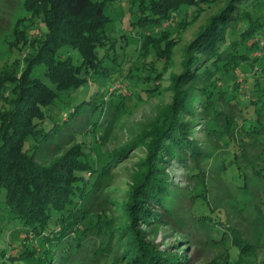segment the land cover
I'll return each mask as SVG.
<instances>
[{
  "label": "trees",
  "instance_id": "trees-1",
  "mask_svg": "<svg viewBox=\"0 0 264 264\" xmlns=\"http://www.w3.org/2000/svg\"><path fill=\"white\" fill-rule=\"evenodd\" d=\"M117 1H25L32 15L16 28L23 38V63L16 60L0 70V195L4 193L7 213L25 228L26 237L17 232L20 237L8 242L19 246L15 255L0 243V264H84L96 241L100 245L93 253L104 264H190L187 247L180 255L151 239L161 228L175 227L177 199L187 194L193 199L188 209L194 226L206 225L225 247L220 264H264V0H227L182 48L183 71L171 74V102L158 107L131 142L99 162L87 136L65 129L84 116L83 129L107 137L117 112L104 120L105 111L127 108L122 99L107 98L109 83L118 80L105 70L99 54L103 50L109 56L115 49L105 8ZM137 1L139 17L130 23L140 33L136 63L124 74L130 108L159 91L155 83L171 69L181 30L221 0ZM183 8L193 11L185 13L179 28L163 29ZM34 17L41 19L40 35L28 36ZM64 49L78 51L82 62L63 57ZM255 52L262 56H253ZM122 63L120 76L126 61ZM40 66L55 87L34 76ZM237 71L246 74V89L237 83ZM92 73L105 74L108 85L82 98ZM73 92L80 95L65 118L47 112L58 107L61 95ZM133 147L145 156L133 166L129 157L124 160L121 168L129 171L131 183L121 194L113 188V167ZM178 167L184 168L188 186L175 180ZM210 185L225 187L229 197L223 201L229 198L239 207L216 203L211 208ZM238 218L259 229L255 242L238 228Z\"/></svg>",
  "mask_w": 264,
  "mask_h": 264
},
{
  "label": "rangeland",
  "instance_id": "rangeland-1",
  "mask_svg": "<svg viewBox=\"0 0 264 264\" xmlns=\"http://www.w3.org/2000/svg\"><path fill=\"white\" fill-rule=\"evenodd\" d=\"M26 0H0V70L6 69L13 64L16 60H20L23 63L24 50L21 48V42H23L22 36L19 35V32L16 30L18 23L22 20H28L32 12L28 11L25 8ZM227 0H221L217 4L211 5L206 11H204L197 21L189 25L186 29L181 30V42L176 47L175 53L172 55L170 60V67L165 75L160 81L155 83V87L159 86V91H156L155 94L148 98L146 101H142L137 105H132L128 107L132 101H130L131 92L127 87L128 80L124 78V74H127L130 68L134 69L137 56V43L138 33L137 30L133 29L130 26L132 19H137L139 17V1L137 0H118L117 2L108 3L105 8V13L110 17L111 21L107 26V33L115 41V49H112L109 56H106V52L99 50L101 57H104V66L105 70L109 71L111 74H116L117 82L114 84L109 83L107 98L111 101L123 100L124 105L127 107L124 109L121 106H113L111 111H105L104 120L108 114L117 112L116 119L113 122V126L110 130V134L107 137L102 138L96 134L89 133L83 129L86 118L84 116L79 117L77 121L69 122V127L65 130L70 132H76L79 136H87V141L89 146L92 148V154L96 157L99 162L103 159H106L110 156L114 149H117L123 145L128 144L137 136L141 130L149 124V122L155 117L158 107L165 105L172 100V95L168 91L171 84V74H180L183 71L181 62L183 60L182 48L186 45L191 44L199 34L201 28L207 23L208 19L216 14L224 5ZM191 8H183L179 15L173 20L167 22L162 28L163 29H176L178 23H180L185 17V13ZM31 23V24H30ZM28 23V36L40 35V25L41 19L34 17L33 21ZM19 46V47H18ZM63 57L71 56L75 64H80L82 62L81 54L72 49H64L61 52ZM253 56L260 57V53H254ZM126 61L125 69L121 73L119 72V65L123 64L122 62ZM119 64V65H118ZM23 66V65H22ZM243 74L244 71H241ZM237 83L241 86L240 88H247V84L244 79L247 77L246 74L243 76L237 71ZM34 76L43 79V81L51 86L55 87L52 82H50L45 76V66L38 67ZM124 80V81H123ZM234 81L231 80V83ZM90 83V84H89ZM89 83L85 84L81 89V97L88 98L94 96L99 91H103L108 85L106 81V76L103 73H92L89 77ZM230 83V84H231ZM107 84V85H106ZM227 84V83H226ZM225 84V85H226ZM223 85V86H225ZM161 91V92H160ZM121 93V96H112V93ZM79 93L73 92L71 95L68 93L61 95L57 101L58 107L48 108L47 112L52 114V116L57 118H65L69 113L70 109L77 104V98ZM121 100V101H122ZM118 101V102H121ZM133 103V102H132ZM111 104L107 105V109ZM129 108V109H128ZM59 109V111H56ZM110 120V119H109ZM198 128L201 127V122L198 123ZM50 127V124H48ZM71 126V127H70ZM105 128H108V125H105ZM202 130V129H201ZM203 136V132L197 134ZM202 138V137H201ZM33 142H29V146H32ZM51 148H54L52 146ZM43 155H46V150H43ZM52 153L50 152V155ZM145 156V152L135 147L129 150L128 155H124L113 167V171H116L114 177V189H118L121 194H124L130 188V174L129 171L122 169L124 160L129 157V166H133L135 162H138L139 158ZM41 161L44 159L39 158ZM126 167V166H125ZM171 175V169L167 170ZM177 171L179 176L175 179L179 185L188 186V178L184 174V168L178 167ZM172 178L174 176L171 175ZM208 177V176H207ZM209 181V180H208ZM184 182V183H182ZM225 187L221 185L212 186L210 185V190L206 192L207 200L211 208L217 206L216 203H222L223 208L228 206L236 205L239 207L234 200L226 199L223 201L224 197H229L226 195ZM202 200V198H200ZM217 201V202H216ZM193 199L188 194L181 199H177V213L173 215L176 219L175 227L161 228L157 237H152V240H155L156 245L159 246L162 250H165L169 245L171 246L172 252H179L180 255H184V248L187 247L189 258L191 259L190 264H220L219 262L224 263L221 259L226 254L225 247L216 241V235L211 233L209 228L206 225H199L200 227L194 226L192 219L190 218V211L188 208L192 207ZM201 208V206H200ZM174 209V208H173ZM7 205L5 203L4 193L0 195V243L6 244L5 247L12 248L13 251L11 254L15 255L17 253L18 245L10 246L8 242L14 240L18 236L17 232L22 235V238L26 237V230L22 228L20 224L11 220L7 213ZM232 211V210H230ZM238 228L248 235L251 238V241L255 242L259 235V229L252 228L244 219L238 218ZM142 228H148L144 223H141ZM247 238V237H246ZM93 241H91L90 245ZM96 246L89 247L87 250V257L84 261V264H104L101 262L103 258L99 254L93 253V250L99 249V241H96ZM118 251V250H117ZM101 251L99 250L98 253ZM119 251L115 254H112L109 258L110 261L118 255ZM264 254V252H263ZM263 257V256H261ZM263 259V258H262ZM237 261V260H235ZM240 264H249V262L243 261Z\"/></svg>",
  "mask_w": 264,
  "mask_h": 264
}]
</instances>
